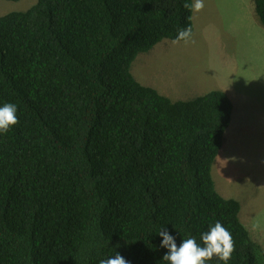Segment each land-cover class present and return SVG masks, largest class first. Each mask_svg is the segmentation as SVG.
<instances>
[{
  "label": "trees",
  "instance_id": "obj_1",
  "mask_svg": "<svg viewBox=\"0 0 264 264\" xmlns=\"http://www.w3.org/2000/svg\"><path fill=\"white\" fill-rule=\"evenodd\" d=\"M192 2L36 0L0 16V107L15 104L18 118L0 133V264H99L116 252L169 264L157 232L203 246L217 221L235 244L227 264H264L211 173L231 98L172 100L130 70L179 29L193 34ZM253 2L264 26V0Z\"/></svg>",
  "mask_w": 264,
  "mask_h": 264
},
{
  "label": "rangeland",
  "instance_id": "obj_2",
  "mask_svg": "<svg viewBox=\"0 0 264 264\" xmlns=\"http://www.w3.org/2000/svg\"><path fill=\"white\" fill-rule=\"evenodd\" d=\"M36 0H0V16ZM194 2V0H193ZM186 43L164 39L139 53L132 75L172 100L223 90L232 123L213 165L217 191L240 203L239 217L264 249V26L253 0H203Z\"/></svg>",
  "mask_w": 264,
  "mask_h": 264
},
{
  "label": "clouds",
  "instance_id": "obj_3",
  "mask_svg": "<svg viewBox=\"0 0 264 264\" xmlns=\"http://www.w3.org/2000/svg\"><path fill=\"white\" fill-rule=\"evenodd\" d=\"M184 7L190 12H199L204 8L203 0H194L192 3H185ZM192 37L191 27L181 28L178 30L174 43L180 40L186 43ZM17 107L12 103H5L0 107V133H6L10 126L18 123L16 115ZM163 239L161 247L167 248L163 260L169 264H206L214 256L220 261L231 259L232 253L235 251V244L232 235L219 221L214 225H210L208 231L201 234L203 246L196 242V239H183L181 244L177 246L175 238L163 228L157 232ZM99 264H130L119 252L114 256H110L99 261Z\"/></svg>",
  "mask_w": 264,
  "mask_h": 264
},
{
  "label": "crops",
  "instance_id": "obj_4",
  "mask_svg": "<svg viewBox=\"0 0 264 264\" xmlns=\"http://www.w3.org/2000/svg\"><path fill=\"white\" fill-rule=\"evenodd\" d=\"M150 86V85H149ZM166 96V95H165ZM168 97V96H167Z\"/></svg>",
  "mask_w": 264,
  "mask_h": 264
}]
</instances>
